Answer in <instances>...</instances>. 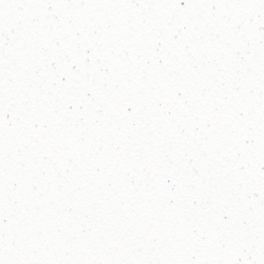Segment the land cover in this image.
<instances>
[{
    "label": "snow or ice",
    "instance_id": "1",
    "mask_svg": "<svg viewBox=\"0 0 264 264\" xmlns=\"http://www.w3.org/2000/svg\"><path fill=\"white\" fill-rule=\"evenodd\" d=\"M0 264H264V0H0Z\"/></svg>",
    "mask_w": 264,
    "mask_h": 264
}]
</instances>
